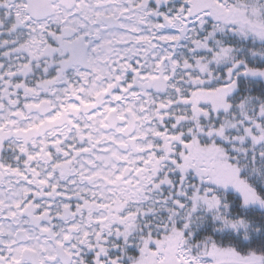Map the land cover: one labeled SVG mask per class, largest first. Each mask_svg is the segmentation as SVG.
Segmentation results:
<instances>
[{
	"label": "snow or ice",
	"instance_id": "6c2138e0",
	"mask_svg": "<svg viewBox=\"0 0 264 264\" xmlns=\"http://www.w3.org/2000/svg\"><path fill=\"white\" fill-rule=\"evenodd\" d=\"M0 264H264V0H0Z\"/></svg>",
	"mask_w": 264,
	"mask_h": 264
}]
</instances>
